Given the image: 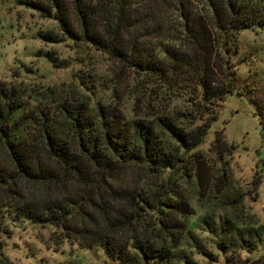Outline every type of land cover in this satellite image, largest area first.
Listing matches in <instances>:
<instances>
[{
  "label": "trees",
  "instance_id": "obj_1",
  "mask_svg": "<svg viewBox=\"0 0 264 264\" xmlns=\"http://www.w3.org/2000/svg\"><path fill=\"white\" fill-rule=\"evenodd\" d=\"M47 4L26 3L56 20L65 38L85 41L121 71L154 86L186 85L202 109L219 108L237 91L231 64L237 40L244 32L264 31V0ZM43 38L56 40L51 33ZM78 85L90 89L84 81ZM49 89L45 103L31 105L17 88L0 84V258L9 224L29 222L60 230L82 249L100 248L120 264H201L192 251L204 264H218L220 256L225 264L260 262L253 254L262 241H252L251 225L200 217L213 253L193 240L200 223L185 221L190 207L177 185L192 177L199 190L210 187L208 166L196 151L216 118L206 130H186L168 116L127 119L117 108H90ZM214 144L226 145L217 134ZM238 204L237 199L231 207ZM243 251L253 258L241 260Z\"/></svg>",
  "mask_w": 264,
  "mask_h": 264
},
{
  "label": "rangeland",
  "instance_id": "obj_2",
  "mask_svg": "<svg viewBox=\"0 0 264 264\" xmlns=\"http://www.w3.org/2000/svg\"><path fill=\"white\" fill-rule=\"evenodd\" d=\"M47 1L0 0V84L17 88L31 105L45 103L43 94L50 88L59 96H76L90 108L97 103L117 108L127 119L168 116L186 130H206L209 120L216 118L196 151L208 166L210 187L199 190L192 177L177 185L190 207L185 221L226 216L251 225L252 241H262L253 255L259 256L258 264H264V31L244 32L237 40L239 51L231 59L237 91L219 108L202 109L195 107L197 100L186 85L154 86L139 75L123 72L108 55L83 40H68L56 20L26 5L36 2L47 7ZM46 33L56 40L44 39ZM79 80L90 89L81 88ZM216 134L226 144L223 149L214 144ZM164 140L174 147L168 136ZM237 199L238 206L232 208ZM9 228L11 235L1 238L4 256L0 264H120L110 261L100 248L82 249L53 227L26 222L9 224ZM204 228L200 223L193 240L216 253L212 236ZM256 230L263 238L258 239ZM190 254L205 263L193 251ZM240 258L253 257L243 251ZM218 264H225L223 257Z\"/></svg>",
  "mask_w": 264,
  "mask_h": 264
}]
</instances>
